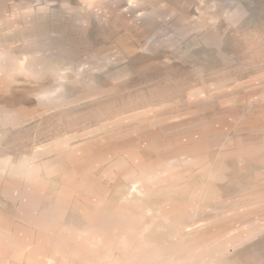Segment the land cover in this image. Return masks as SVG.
<instances>
[{"label": "rangeland", "instance_id": "374dc122", "mask_svg": "<svg viewBox=\"0 0 264 264\" xmlns=\"http://www.w3.org/2000/svg\"><path fill=\"white\" fill-rule=\"evenodd\" d=\"M0 54V264H264V0H0Z\"/></svg>", "mask_w": 264, "mask_h": 264}, {"label": "bare ground", "instance_id": "6f19581e", "mask_svg": "<svg viewBox=\"0 0 264 264\" xmlns=\"http://www.w3.org/2000/svg\"><path fill=\"white\" fill-rule=\"evenodd\" d=\"M26 9V8H25ZM237 12V11H236ZM235 13V12H234ZM234 15V14H233ZM236 15V14H235ZM237 17V16H236ZM152 35V34H151ZM37 51V50H36ZM6 59H5V56L3 55V54H0V71H4L5 69H6V66L8 65L6 62ZM32 67V65H28L26 68L27 69H30ZM25 68V67H24ZM23 68V69H24ZM57 77V76H56ZM63 77V75L61 74V73H59L58 74V78L59 79H61ZM58 78H56V79H58ZM58 79V80H59ZM57 80V81H58ZM62 81V80H61ZM58 87V86H57ZM60 88V87H59ZM58 88V89H59ZM54 94H55V91L54 90H49V89H46V90H43V91H41V92H39L38 94H37V96L41 99V100H47V99H51V98H53V96H54ZM56 96V95H55ZM55 98V97H54ZM47 103V102H46ZM59 103V102H58ZM61 104V103H60ZM6 119V118H5ZM27 161H29V160H27ZM36 163V162H35ZM26 166V165H25ZM33 166V165H32ZM19 168V167H18ZM24 169H25V167H23ZM23 168H22V170H23Z\"/></svg>", "mask_w": 264, "mask_h": 264}]
</instances>
